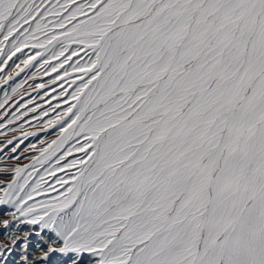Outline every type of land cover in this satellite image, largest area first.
I'll use <instances>...</instances> for the list:
<instances>
[{
    "label": "snow or ice",
    "instance_id": "6c2138e0",
    "mask_svg": "<svg viewBox=\"0 0 264 264\" xmlns=\"http://www.w3.org/2000/svg\"><path fill=\"white\" fill-rule=\"evenodd\" d=\"M14 57L58 131L0 166V264H264V0H0Z\"/></svg>",
    "mask_w": 264,
    "mask_h": 264
},
{
    "label": "rangeland",
    "instance_id": "374dc122",
    "mask_svg": "<svg viewBox=\"0 0 264 264\" xmlns=\"http://www.w3.org/2000/svg\"><path fill=\"white\" fill-rule=\"evenodd\" d=\"M26 52L28 50H25ZM17 57H21V54H17ZM17 57H14L12 61H9L7 66L2 65L0 63V67L4 68L3 72H0V75H6L8 72H11L14 68V63H19ZM22 58V57H21ZM39 59V58H38ZM75 59V58H74ZM36 62H34L35 64ZM36 71V67H30L26 69L24 72L20 73L19 76H14L12 80L8 82V84L0 83V100H3L4 94L7 92L11 95V88L16 86L17 84L24 83L27 80V83H24V87L18 90L17 94L9 101L4 108H0V166L4 165H14L17 163L15 159H8L9 157H14L19 155L20 160L19 163L27 164L29 163L31 156L36 153L32 151L31 145L35 144L37 148H39L40 141H51L56 138V134L58 129H49L48 131H42V126L44 122L50 118H52L55 113H49L47 117H40L36 119L34 117H38L42 110H47L48 103L47 101L51 98L52 95L56 93L51 92V88L41 89L39 91L34 90L33 87H29V85H35L37 83H47L50 77L43 76L38 77L36 80L28 79L29 76L32 75ZM55 76V74H53ZM59 91V89H57ZM45 93H49V95H45ZM23 97V99H21ZM43 97V99H41ZM29 100H32V103H28ZM57 101L53 100L52 103L55 104ZM27 105L28 108L37 107V111L35 113L28 112L27 116H22L20 120H17L13 124H8V120L12 119V113L16 112L17 115H22L25 111L24 107L21 105ZM19 109V111H17ZM22 125V127H21ZM15 129V131H12ZM25 133H35L34 135H28L25 138ZM8 140H12V144H7ZM22 141V143H21ZM19 144L16 153H12V147ZM78 155V154H77ZM72 159V157H69ZM58 175H62V173H58ZM9 177L7 175H0V181L7 180ZM11 211L7 206H0V220H9L11 222L10 227L5 229L0 226V245L9 244L10 240L9 236H23L25 232H28L30 226L27 225H17L12 221ZM36 242V238L33 237L32 243ZM20 253V249H17L15 255H13L10 259L9 264H12V261H15Z\"/></svg>",
    "mask_w": 264,
    "mask_h": 264
}]
</instances>
